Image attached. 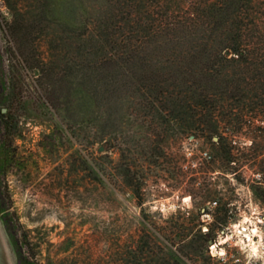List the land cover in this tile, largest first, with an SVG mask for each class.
<instances>
[{"label":"rangeland","instance_id":"374dc122","mask_svg":"<svg viewBox=\"0 0 264 264\" xmlns=\"http://www.w3.org/2000/svg\"><path fill=\"white\" fill-rule=\"evenodd\" d=\"M208 1L0 0L5 264L108 255L130 236L169 264H264V118L239 128L223 120L238 113L236 70L221 63L216 74L230 77L200 82L218 101V136L166 123L172 66L204 76L193 51L219 42L218 20L201 12ZM247 9L243 23L264 25V0ZM215 220L228 226L207 260L195 236Z\"/></svg>","mask_w":264,"mask_h":264},{"label":"trees","instance_id":"16d2710c","mask_svg":"<svg viewBox=\"0 0 264 264\" xmlns=\"http://www.w3.org/2000/svg\"><path fill=\"white\" fill-rule=\"evenodd\" d=\"M252 3L254 0H212L201 6L203 9L201 12L205 10L210 18L216 20L215 22L218 20L219 28L216 27L218 32L215 33V37L219 42L211 50L206 45H202L193 51L191 60L193 63L198 61L204 64L198 69L201 71L200 75L204 76L196 77L192 68L183 71L180 65L172 66L176 73L169 77V97H163L169 103V109H167L169 119L166 121L169 124V131L193 137L204 134L206 131L210 135L218 136L217 121L213 118L218 101L210 98L209 90L205 89L203 87L205 85L200 82L203 80L206 85L218 87L216 82L218 76L230 77L216 74L219 70L227 68L222 66L217 70L216 66L221 63L228 64L230 68L236 70L230 81L235 87L232 90V96L237 99L238 104L236 108L238 113L222 114L223 120L239 128L247 122L250 127L254 120L261 121L264 118V25H260L255 20L250 23H243L240 20L241 11H248L247 5ZM213 72L215 73L212 74ZM159 94L164 96L163 93ZM0 116L5 117L2 110ZM257 130L262 132L261 129ZM91 170L96 178H99L103 172L102 165L96 163H93ZM124 174L130 182L131 191L136 195L138 186L132 185L135 172L128 166ZM215 225L216 228H214ZM227 226V221L215 220L213 226H210L206 232H201V227L198 229L195 237L200 242L201 255L207 260H212L208 243L213 242L216 233L224 231ZM195 237H191L183 247L192 246L196 241ZM166 241L168 243L169 240ZM167 243L166 247H168ZM170 253L174 259L179 258L172 250ZM30 260L20 256V264H39ZM46 264L53 263L48 260ZM55 264H169V260L150 259L149 253H146L140 245V239L130 236L126 242L108 255L95 256L88 253L83 258L73 256L71 259L64 258Z\"/></svg>","mask_w":264,"mask_h":264},{"label":"crops","instance_id":"0c3cea01","mask_svg":"<svg viewBox=\"0 0 264 264\" xmlns=\"http://www.w3.org/2000/svg\"><path fill=\"white\" fill-rule=\"evenodd\" d=\"M4 258H5V249L3 247L2 242H0V264H5Z\"/></svg>","mask_w":264,"mask_h":264},{"label":"bare ground","instance_id":"6f19581e","mask_svg":"<svg viewBox=\"0 0 264 264\" xmlns=\"http://www.w3.org/2000/svg\"><path fill=\"white\" fill-rule=\"evenodd\" d=\"M245 220V219H244ZM246 221H244V223H245ZM241 223V222H240ZM243 223V222H242ZM241 225V224H240ZM239 226V225H238ZM238 227H237V225H235V229H237ZM243 230V229H242ZM245 230V229H244ZM243 230V231H244ZM242 231V232H243ZM252 231V230H251ZM256 231V230H255ZM254 230H253V232H255ZM249 232V231H248ZM237 234V233H236ZM247 234V233H246ZM257 234V233H256ZM252 235V234H251ZM254 236V235H253ZM249 237V236H248ZM252 247V246H251ZM214 248V247H213ZM254 248V247H253ZM254 251H255V249H253ZM256 253V252H255Z\"/></svg>","mask_w":264,"mask_h":264},{"label":"water","instance_id":"95a60500","mask_svg":"<svg viewBox=\"0 0 264 264\" xmlns=\"http://www.w3.org/2000/svg\"><path fill=\"white\" fill-rule=\"evenodd\" d=\"M2 112L4 113V112H5V109H2ZM215 140H216V138H215ZM99 151H102V148H100ZM222 233H223V232H222ZM208 244H209L210 246L213 245L212 241H210Z\"/></svg>","mask_w":264,"mask_h":264},{"label":"built area","instance_id":"2783aa9c","mask_svg":"<svg viewBox=\"0 0 264 264\" xmlns=\"http://www.w3.org/2000/svg\"><path fill=\"white\" fill-rule=\"evenodd\" d=\"M204 157H205V158H210V157L207 155V153H204Z\"/></svg>","mask_w":264,"mask_h":264}]
</instances>
